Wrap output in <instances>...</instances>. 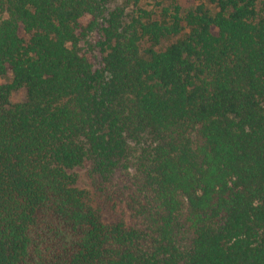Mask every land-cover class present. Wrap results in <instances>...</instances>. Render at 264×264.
I'll list each match as a JSON object with an SVG mask.
<instances>
[{
    "label": "trees",
    "instance_id": "16d2710c",
    "mask_svg": "<svg viewBox=\"0 0 264 264\" xmlns=\"http://www.w3.org/2000/svg\"><path fill=\"white\" fill-rule=\"evenodd\" d=\"M130 3L0 0V264H264V0Z\"/></svg>",
    "mask_w": 264,
    "mask_h": 264
},
{
    "label": "rangeland",
    "instance_id": "374dc122",
    "mask_svg": "<svg viewBox=\"0 0 264 264\" xmlns=\"http://www.w3.org/2000/svg\"><path fill=\"white\" fill-rule=\"evenodd\" d=\"M122 1V0H119ZM130 6H132L134 0H130ZM164 1V0H139V5L146 7V8H153L155 5H157L158 2ZM198 3H183V9L184 10H189L194 7H196ZM204 6L207 9H210L212 12L216 11L215 5L204 1ZM25 92L24 91H19L13 94L12 96V101L17 102V101H24L25 100ZM88 167V163H84L81 166L75 167L73 170H71V173H74L75 175L78 176V180L76 182V186L79 188H86V183H85V178H84V173Z\"/></svg>",
    "mask_w": 264,
    "mask_h": 264
}]
</instances>
